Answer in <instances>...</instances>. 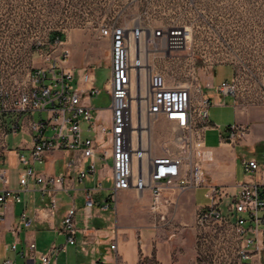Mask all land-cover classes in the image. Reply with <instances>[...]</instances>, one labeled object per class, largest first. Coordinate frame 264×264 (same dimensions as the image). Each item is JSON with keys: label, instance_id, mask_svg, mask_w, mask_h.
Listing matches in <instances>:
<instances>
[{"label": "built area", "instance_id": "built-area-1", "mask_svg": "<svg viewBox=\"0 0 264 264\" xmlns=\"http://www.w3.org/2000/svg\"><path fill=\"white\" fill-rule=\"evenodd\" d=\"M140 29L131 32L128 27L118 24L104 25L100 29V36L109 40V75L104 89L110 99L107 126L95 121L94 108L90 104V98L100 92L95 87L96 66L85 65L77 74L74 66L62 65L67 62L70 51L60 37L51 39L49 52L40 48L35 50L45 64L32 62L28 69H20L13 63L0 65V182L3 185L6 177L2 162L8 150L5 141L7 130L3 126L2 116L10 112L31 113L42 110H48V114L29 124L32 136L31 158L34 161L41 163L43 155L53 149L78 152L69 158L66 167L78 170L79 180H82L87 173L94 171L93 156L98 153L103 164L111 160L112 182L108 198L131 187L137 191L148 187L151 194L149 209L163 223L167 222L162 199L165 186L183 192L205 183L201 164L202 131L209 122L208 107L211 101L202 93L200 86L187 82L174 83L149 62V56L154 53L170 58L186 49V28L178 24H166L152 28L148 33ZM142 33L145 39L143 43L140 41ZM134 37L138 41L135 45L132 41ZM144 48L146 50L142 54L145 53V59H142L139 55ZM227 65L232 67L233 77L211 85L214 94L224 97L241 94L245 104H255L264 96V63L257 72L250 74L251 81L243 80L233 63ZM141 79L144 81L143 100L136 110L133 95L139 92L137 82ZM140 106L143 108L141 113L144 119L151 121L162 117L171 124L173 135L170 144L173 148L166 147L164 154L151 155L148 149L136 153L138 147L132 142V129L133 118L136 114L140 118ZM227 131L229 138L234 141L244 135L246 127L231 124L227 126ZM18 159L22 163L26 162L22 155ZM83 159H88L84 170L80 169ZM241 163L246 173L259 169L255 159L245 158ZM143 174L145 181L141 180ZM28 177L44 185H60L63 181V174L44 177L26 166L19 177V189L25 186ZM100 181L96 184L98 189H102ZM17 191L5 188L0 192V221L7 201L20 200ZM226 195L224 187L210 185L206 193L210 203L197 211L195 220L203 225L211 221L220 223L226 220L227 215L231 216L237 234L243 237L244 248L239 252L240 257L247 258V251L258 248L255 245L258 235L264 238V213L260 214L264 211V197L255 183L245 182L230 197L225 207L226 213H223L220 203ZM83 197L84 208L89 210L93 205L90 192L85 190ZM50 207L55 208L54 200ZM108 207L107 200L99 205L101 210ZM20 218L24 226L30 224L24 211ZM246 222L250 224L245 226ZM61 231L65 235L66 244H74L77 231L74 207L64 213ZM14 246L12 244L11 248ZM114 246V243L111 244L110 249H114ZM60 248L62 246H53L48 255L41 257V264H46L49 255ZM28 249L33 250L34 243H30ZM2 264L11 263L5 259Z\"/></svg>", "mask_w": 264, "mask_h": 264}, {"label": "crops", "instance_id": "crops-1", "mask_svg": "<svg viewBox=\"0 0 264 264\" xmlns=\"http://www.w3.org/2000/svg\"><path fill=\"white\" fill-rule=\"evenodd\" d=\"M216 66L202 85L214 99L208 107L209 122L202 131L201 164L205 183L183 192L164 187L162 199L166 223L149 209L151 194L148 187L140 191L131 187L108 198L111 185L103 187V180L106 176L111 178V160L103 164L98 153L93 156L94 171L82 180H79L78 170L66 167L69 158L78 152L53 149L43 155L41 163L34 161L29 124L44 118L48 110L4 114L2 123L7 130L8 151L2 162L6 183L0 182V192L5 188L18 190L20 200L7 201L0 221V264L5 259L11 264H41V257L48 255L53 246L62 248L49 255L46 264H191L195 215L209 205L206 193L210 185L225 188L227 195L220 203L222 211L245 182L255 183L264 197V96L255 104H245L241 94L235 97L214 94L211 85L218 84L213 83ZM213 106L223 112L222 117L209 116ZM231 124L246 127L240 139L229 138L227 126ZM8 137L18 140L12 149L8 147ZM20 155L25 163L19 161ZM245 158L255 159L259 169L246 173L241 163ZM87 162L88 159H83L80 169L84 170ZM26 166L44 177L63 174V181L60 185H44L28 177L25 186L19 189V177ZM99 179L102 189L96 188ZM85 190L90 192L93 201L89 210L84 208ZM203 198L208 200L207 205H203ZM52 200L55 201L53 209L50 207ZM105 200L109 207L101 210L99 205ZM71 207L75 208L77 231L74 244H66L61 223L64 213ZM22 211L30 219L28 226L22 224ZM249 224L246 222L245 226ZM30 243H34L31 251L28 249ZM113 243L114 249H110ZM12 244L15 245L13 249Z\"/></svg>", "mask_w": 264, "mask_h": 264}, {"label": "rangeland", "instance_id": "rangeland-1", "mask_svg": "<svg viewBox=\"0 0 264 264\" xmlns=\"http://www.w3.org/2000/svg\"><path fill=\"white\" fill-rule=\"evenodd\" d=\"M110 24L123 25L131 32L138 27L147 33L166 24L184 26L186 49L170 58L154 53L149 56V62L174 83L200 86L211 103L213 95L202 85L215 65L218 66L213 75L214 84L233 77L234 71L225 66L227 63H233L242 79L248 81L252 80L250 74L264 63V0H0V65L13 63L20 69H28L32 62L43 63L35 50L49 52L51 39L59 35L70 51L62 65L74 66L77 74L85 65L96 66L95 87L100 92L90 98V104L95 121L107 126L110 99L104 89L109 75V40L100 36V29ZM132 41L133 45L138 42L136 37ZM140 84L139 92L133 95L136 110L137 95L142 96L144 88L142 79ZM214 115L220 118L223 112L213 106L209 116ZM139 120L136 114L133 118L136 147L139 135L147 142L151 155L164 154L166 147L173 148L170 144L173 130L166 119L145 118L149 128L140 134ZM7 141L12 149L18 140L8 137ZM111 182L106 176L103 187H110ZM207 201L203 198V205ZM193 230L191 264H264L261 235L256 238L258 248L247 251V258L240 257L243 237L237 234L231 216L227 215L220 223L211 221L203 225L194 220Z\"/></svg>", "mask_w": 264, "mask_h": 264}, {"label": "bare ground", "instance_id": "bare-ground-1", "mask_svg": "<svg viewBox=\"0 0 264 264\" xmlns=\"http://www.w3.org/2000/svg\"><path fill=\"white\" fill-rule=\"evenodd\" d=\"M139 29H138V27H136V31H138ZM145 48H144V51L143 50H141V52H140V55H139V57L140 58H142V59H145V53L144 54H142L143 52H145ZM132 51H133V48H132V46H131V54H132ZM140 80H138V82H137V88H138V90H139V88H140ZM137 93V92H136ZM135 97V96H134ZM143 96H140V95H137V98H138V101L139 102H141L143 99H141ZM133 103H134V101H133ZM132 109H133V104H132ZM143 110V108H142V106H140V113H139V115H140V120L137 122V124H138V126H137V132H139V134H140V132H145V131H147V129L149 128V124H148V122H147V120H145L144 118H143V116H142V113H141V111ZM134 132H135V129L133 128L132 129V142H134ZM138 139H139V144H138V148L136 149L137 151H136V153L137 154H139V153H143V151L142 150H145V149H147V142L146 141H144L141 137H138ZM145 179H146V177H145V174H143L142 175V177H141V180H143V181H145Z\"/></svg>", "mask_w": 264, "mask_h": 264}, {"label": "trees", "instance_id": "trees-1", "mask_svg": "<svg viewBox=\"0 0 264 264\" xmlns=\"http://www.w3.org/2000/svg\"><path fill=\"white\" fill-rule=\"evenodd\" d=\"M55 36H58L59 37V35H57V34Z\"/></svg>", "mask_w": 264, "mask_h": 264}]
</instances>
